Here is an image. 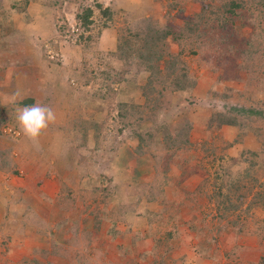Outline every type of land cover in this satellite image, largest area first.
Returning a JSON list of instances; mask_svg holds the SVG:
<instances>
[{
	"label": "rangeland",
	"instance_id": "1",
	"mask_svg": "<svg viewBox=\"0 0 264 264\" xmlns=\"http://www.w3.org/2000/svg\"><path fill=\"white\" fill-rule=\"evenodd\" d=\"M228 2L0 0V264H264V0Z\"/></svg>",
	"mask_w": 264,
	"mask_h": 264
},
{
	"label": "trees",
	"instance_id": "2",
	"mask_svg": "<svg viewBox=\"0 0 264 264\" xmlns=\"http://www.w3.org/2000/svg\"><path fill=\"white\" fill-rule=\"evenodd\" d=\"M238 2H239V0H229L228 5L225 7V11L230 13L231 17H233L235 15V12H236L235 9H237L238 6H239ZM199 4L201 5V14L203 15L202 17H205L206 19H211L212 13H214L212 10H209V13H207L206 11L203 12V8L204 9H208L209 5L208 4L206 5V4H203V3H199ZM97 6L101 9V13H103L104 15H107L109 17V15H110L109 8L102 7L101 4H97ZM92 16H93V9L91 7L86 6V7H82L77 12L76 19L80 22V24L83 27L88 28L89 25L92 24V22H93ZM221 18H223V19H220L222 21V23H221L222 27H225L227 25V23H228V19L226 17L224 18L223 16ZM229 21H230V19H229ZM153 36L155 37V36H157V34H153ZM133 37H135L137 39V37H139V36H135V34H134ZM152 42H154V40ZM120 44H121V46H123V45L126 46V44H127V46H131V44H133V42L132 41L129 42L128 40H127V42H125V39H124L123 42L120 43ZM130 48H132V49H127L129 52H131V50H135V49H133L132 46ZM119 49H120V47H119ZM131 54H132V52H131ZM138 54L141 57H143V53H138ZM134 55H136V53H134ZM139 64H140V66H143L144 65V60L140 61ZM146 66H147L149 71H153V68H152L151 65H146ZM174 86H175V88H180V87L183 88V86L180 84V81H178V80L175 81ZM24 102H27V101H23V103ZM231 110H233V109H231ZM237 110H239V109H237ZM237 110H234L233 114L231 112L229 114H227V115L219 113V117L221 119V123H226V124H230V125H236L237 122H238V115L236 114ZM238 112H243V111L241 110V111H238ZM250 155L252 157H256L257 156V152L252 151V152H250ZM203 185L211 186L212 188H214V190H216L213 194L208 195V200L211 201V202H213L212 200H215L214 201L215 205H217L218 208H222V209L224 208V211L228 210L230 208H233V204L230 201V197L231 196H230V193H229L228 189H232L233 187L238 186V190L239 189L246 190V186H247V184L244 183L242 181V179L240 180V177H239V179H236L234 176L232 177V176H228V175H227L226 178H222V179H220L218 177L217 180H215L214 183H212V182L209 183V179L205 178V183ZM116 187H118V186H116ZM123 187H125V186L122 184L121 187H120V190ZM109 188H110L109 186H106L104 189L100 188L101 196L103 195V198L108 196ZM226 189H227V192L224 191Z\"/></svg>",
	"mask_w": 264,
	"mask_h": 264
},
{
	"label": "clouds",
	"instance_id": "3",
	"mask_svg": "<svg viewBox=\"0 0 264 264\" xmlns=\"http://www.w3.org/2000/svg\"><path fill=\"white\" fill-rule=\"evenodd\" d=\"M55 120L51 108L42 105L24 107L17 115V121L25 136L35 140L48 124Z\"/></svg>",
	"mask_w": 264,
	"mask_h": 264
}]
</instances>
